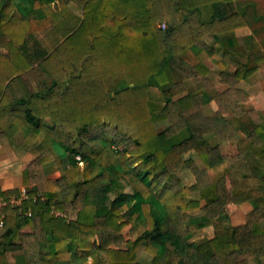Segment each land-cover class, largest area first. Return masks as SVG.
I'll return each mask as SVG.
<instances>
[{
    "label": "trees",
    "instance_id": "trees-1",
    "mask_svg": "<svg viewBox=\"0 0 264 264\" xmlns=\"http://www.w3.org/2000/svg\"><path fill=\"white\" fill-rule=\"evenodd\" d=\"M243 25L234 0H0V139L43 148L24 191L0 187V264H137L143 245L151 264H264V116L239 86L264 51L232 58Z\"/></svg>",
    "mask_w": 264,
    "mask_h": 264
},
{
    "label": "rangeland",
    "instance_id": "rangeland-1",
    "mask_svg": "<svg viewBox=\"0 0 264 264\" xmlns=\"http://www.w3.org/2000/svg\"><path fill=\"white\" fill-rule=\"evenodd\" d=\"M260 1L261 0H244L243 2L239 3V6L240 8L246 7V10L250 18H252L254 17V14L257 11H259V8L261 9V6L262 8L264 7L263 5H261ZM71 7L76 13L81 15V11L77 6L72 4ZM256 49H258L259 51L261 50L264 51L263 47H260L258 45H253L250 47L248 52L251 53L252 51H255ZM248 60H250V57L246 60V62H248ZM251 63L252 62H250V64ZM207 64L211 65L210 62H208ZM260 73L262 74L261 71ZM251 77H252L251 82L253 84L257 83L256 84L257 86L254 89V92L252 94V98L258 99L257 96H258V92H260L259 90H261L260 88L264 90V75H262L261 78H259L256 75H252ZM199 85H201L200 79L194 81L195 88H197ZM151 99L154 103V105L152 106L153 114L156 115V117H160L162 115V108L160 106V101L163 100L160 88L151 87ZM262 100L263 98L261 99V102L260 101L259 102L262 103ZM258 110L264 116V108L261 107ZM207 112L210 113L211 111L208 109ZM211 143L215 144L214 139L211 140ZM42 151H43V148L37 142H33L26 148H19L11 144L6 139L5 140L0 139V187L2 189H15L16 188V189H21L22 191H24L25 184H24V177L22 175V172L26 168V166L32 160H34ZM190 155H192V153ZM193 155L195 156L197 163L200 166H202L203 165L202 160L198 156H196L194 153ZM252 166L259 173L264 172V167H262L263 162L254 159L252 161ZM257 166H260V167H257ZM45 168L49 176L51 177L57 176V165L54 161L47 163ZM185 181L188 185H192L195 182L194 174L188 172L185 175ZM128 190H130V188H128ZM191 197L199 198L200 194L195 192L194 194H192ZM11 201L14 204L19 203V200H17L14 196L11 197ZM251 208H252V205L248 202L240 204L235 210L231 212V223L240 224V223L245 222L246 214ZM202 215H203L202 211H195V212L187 213L185 217L187 221H192V220L201 218ZM213 234H214V229L212 226H209V227L199 230L196 233L195 239L201 242V241L207 240L208 238L213 236ZM137 235L135 237H137ZM151 260H152V256L146 251L145 246L144 245L141 246L138 251L136 263L137 264H151ZM75 264H80V263L78 261H75ZM250 264H256V261L253 258H251Z\"/></svg>",
    "mask_w": 264,
    "mask_h": 264
},
{
    "label": "crops",
    "instance_id": "crops-1",
    "mask_svg": "<svg viewBox=\"0 0 264 264\" xmlns=\"http://www.w3.org/2000/svg\"><path fill=\"white\" fill-rule=\"evenodd\" d=\"M236 3V6L238 8V11L244 21V25L242 27L237 28L235 31L237 42L233 44L232 37L229 39L230 42H232V46H230L232 58L235 60H239L242 62H245L248 58L250 53L248 52L250 47L253 45H258L260 47H263L264 50V7L261 9L259 8V11H257L254 14V17L250 18L246 7L240 8L239 3L243 2L244 0H234ZM261 5L264 6V0H261ZM210 42H212V39H209ZM221 51H216L215 54L212 56H204L203 57V63L209 68V77L212 78V82L215 84V86L219 90H224L228 87V84L221 81V77L219 75V68L215 63V59L217 57H220ZM210 62L211 65H208L207 63ZM233 69V67L231 68ZM262 75H264V61L261 64V70ZM199 78L190 79L187 81L188 91L195 88L194 81L198 80ZM252 77H249L242 82L239 83V86L243 88L247 94V97L252 102V104L257 108H264V90L260 88V92H258V99L252 98V94L254 92V89L256 88V84H253L251 82ZM256 97V98H257ZM262 103L261 102V99ZM260 101V102H259ZM206 114H213L217 110V104L215 101H209L205 107ZM210 110L211 112L208 113L207 110ZM215 141V144L218 142L216 138H212L211 140ZM210 140V141H211ZM192 156L195 158V156L192 153ZM197 156V155H196ZM196 159V158H195Z\"/></svg>",
    "mask_w": 264,
    "mask_h": 264
},
{
    "label": "built area",
    "instance_id": "built-area-1",
    "mask_svg": "<svg viewBox=\"0 0 264 264\" xmlns=\"http://www.w3.org/2000/svg\"><path fill=\"white\" fill-rule=\"evenodd\" d=\"M162 27H166L165 23L162 24ZM4 231V219L0 218V233Z\"/></svg>",
    "mask_w": 264,
    "mask_h": 264
}]
</instances>
